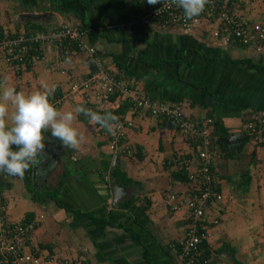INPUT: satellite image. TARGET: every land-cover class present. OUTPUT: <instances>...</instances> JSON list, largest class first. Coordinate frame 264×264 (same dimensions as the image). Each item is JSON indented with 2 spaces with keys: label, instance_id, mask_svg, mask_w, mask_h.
Here are the masks:
<instances>
[{
  "label": "crops",
  "instance_id": "obj_1",
  "mask_svg": "<svg viewBox=\"0 0 264 264\" xmlns=\"http://www.w3.org/2000/svg\"><path fill=\"white\" fill-rule=\"evenodd\" d=\"M142 7L139 0H0V26L12 34L80 26L85 43L96 49L124 89L101 106L93 103L91 92L72 93L70 86L89 76L90 59L82 52L62 57L63 51L54 48L20 74L0 54V85L26 94L46 85L54 89L50 101L61 99L57 108L62 111L83 105L97 112L126 104L121 146L131 150V155L112 152L106 130L83 114L74 121L85 137L77 150L44 132L42 166H31L23 178L0 174L8 219L16 224L43 216L25 251L45 264H176L170 245L182 238L187 211L185 206L174 210L169 200L188 199L194 184L178 180L168 163L194 156L203 144L194 147L166 118L134 108V97L149 99L181 108L199 126L212 120L213 177L222 199L207 211L216 224L207 229L205 264H264V142L256 144L245 133L250 116L264 111V74L240 65L249 61L264 67V56L248 47L216 43L210 21L190 32L145 26L137 19ZM239 12L249 23L264 25V0H243ZM214 124L221 137L215 136ZM227 137L235 138L222 141ZM113 166L122 181L134 183L120 186L121 201L149 204L144 228L128 210L117 211L127 228L140 233L141 244L119 228L101 231L91 219L115 208L108 183ZM61 180L53 198H45Z\"/></svg>",
  "mask_w": 264,
  "mask_h": 264
},
{
  "label": "built area",
  "instance_id": "obj_2",
  "mask_svg": "<svg viewBox=\"0 0 264 264\" xmlns=\"http://www.w3.org/2000/svg\"><path fill=\"white\" fill-rule=\"evenodd\" d=\"M143 7L137 14L138 21L147 25H159L161 28L179 27L186 32L202 25L203 21L214 24L211 36L221 46L231 44L251 48L255 53L264 56V25L249 23L239 12L243 0H234L229 7L228 0H211L203 13L192 21H186L183 10L167 4L148 5L146 0H139ZM160 11L158 12V10ZM84 31L77 25H62L50 31L35 32L26 35L24 32L8 36L0 41V54L16 74L27 67L42 62L48 49L65 51L75 46L77 50L88 55L91 71L89 76L79 83L72 84L70 91L91 92L93 103L98 106L108 105L111 98L124 89L122 80L115 76L104 63L96 49L89 47L83 39ZM135 98L134 108H146L153 117H164L185 138L203 139V147L196 151L194 156L182 155L170 159L168 165L175 172H184L189 183L194 184L195 194L188 199L170 197L172 208L175 210L185 206L187 225L182 238L176 244H171L174 249L176 264H203L205 249L202 242L207 239L208 226L216 224L207 216L209 206L222 199L216 190L213 177L212 151H210V134L212 133V120L207 119L201 126L189 120L179 107L169 108L165 104H157L149 99ZM56 107L61 99L51 101ZM100 104V105H99ZM120 127L110 134L109 148L114 153L131 155L130 149L121 146L124 138V129ZM245 133L254 143L264 142V111L254 112L245 125ZM43 216L34 220L10 223L5 200L0 194V264H45L33 254L25 251L31 243V233L37 228ZM201 262V263H200Z\"/></svg>",
  "mask_w": 264,
  "mask_h": 264
},
{
  "label": "clouds",
  "instance_id": "obj_3",
  "mask_svg": "<svg viewBox=\"0 0 264 264\" xmlns=\"http://www.w3.org/2000/svg\"><path fill=\"white\" fill-rule=\"evenodd\" d=\"M148 5L167 4L183 10L186 21L200 16L211 0H146ZM160 9L158 10V12ZM66 62H68L66 60ZM0 174L23 178L31 166L39 162L45 150L44 132L62 145L79 149L85 137L74 121L83 114L89 123L98 124L112 134L121 125L111 112L103 114L79 105L70 111L58 109L51 101L54 89L44 86L30 94L15 87L0 85ZM13 146L15 150H13Z\"/></svg>",
  "mask_w": 264,
  "mask_h": 264
},
{
  "label": "trees",
  "instance_id": "obj_4",
  "mask_svg": "<svg viewBox=\"0 0 264 264\" xmlns=\"http://www.w3.org/2000/svg\"><path fill=\"white\" fill-rule=\"evenodd\" d=\"M223 1V0H221ZM234 0H228V4H229V7L232 6ZM80 27V26H79ZM81 28V27H80ZM82 29V28H81ZM42 31H46V29L42 28V27H36L35 29H28V30H25L24 33L28 36L30 35H33L35 34V32H42ZM13 35H16V34H12L9 32V30L3 28L2 26H0V41L1 40H4L6 37L8 36H13ZM74 50H77L75 46H72V47H69L67 50L63 51L62 52V57H63V54H68L70 52H73ZM161 63H156V65H160ZM240 65L243 66V68L245 69H251V70H257L261 73L264 74V67H261V66H258V65H255L249 61H244V62H240ZM29 68V67H27ZM20 74V73H18ZM128 106L126 104H122L120 105V107L118 109H115V110H112V109H108L106 111H97L101 114L105 113V112H111L112 114H114L115 116L119 117V122L122 121V116L125 114L126 110H127ZM157 119H159L157 117ZM215 126V124H214ZM175 130L177 131V129L175 128ZM215 130V136H218V137H221V133L218 132V126H215L214 128ZM187 141H189V143L191 145H193L194 147L196 145H199V146H202L203 144V139L202 138H198V139H192V138H188ZM191 141V142H190ZM213 144V142H212ZM119 169L116 167L114 170H113V176L115 177V179L117 180V184L119 186H123V187H128L131 185V180L127 179V178H124L125 181H122L123 179H121L122 175L119 173ZM176 178H178V180L180 181H183V182H187V176L184 172H176ZM67 176V173H65L63 175V177H66ZM134 184V183H133ZM62 185V180L59 181L58 183V187L55 188L53 191L51 190L49 193H48V197H45V198H53V195L54 193L58 190V188H60V186ZM192 193H191V196H193L195 194L196 191H193V188L191 189ZM40 195V194H39ZM149 209V204L148 202H143L141 204H137L136 203V200L133 199V198H128L125 199L124 201H120L114 209H110L109 211L106 212V214L102 217H91L92 221L94 222V224L97 226V228L101 231H104L107 227H113V228H119V229H122L123 231L129 233L131 235V238L133 239L134 242L138 243V244H141V240H140V233L138 232H135L134 230L130 229V228H127L124 223L122 221L119 220L118 218V212L117 211H126L128 210V212L131 214V216L133 217L134 219V222L144 228L146 227V225L148 224V216H147V211ZM75 216H80L81 213H75L74 214ZM28 221H31L32 219H27ZM206 240L202 242V247L205 249L206 253H207V250H206ZM143 255L146 259L147 258V252L145 249H143ZM207 257L206 255L203 257V260L206 261ZM201 263V262H200ZM203 264V262L201 263Z\"/></svg>",
  "mask_w": 264,
  "mask_h": 264
},
{
  "label": "water",
  "instance_id": "obj_5",
  "mask_svg": "<svg viewBox=\"0 0 264 264\" xmlns=\"http://www.w3.org/2000/svg\"><path fill=\"white\" fill-rule=\"evenodd\" d=\"M232 138L234 139L235 137H227V138H224L222 139V141H230L232 140ZM237 138V137H236ZM44 156L45 157V154H41L40 157ZM40 157L38 159H40ZM115 164V162H114ZM38 167L39 166H42V163L41 161L38 162ZM115 168V166L112 167V171L110 172L109 174V189L111 191V194H112V199H111V206L112 207H115L122 199H121V195H122V192L121 189H120V186L117 185V182H116V179L115 177L113 176V169ZM37 170V168H35Z\"/></svg>",
  "mask_w": 264,
  "mask_h": 264
}]
</instances>
